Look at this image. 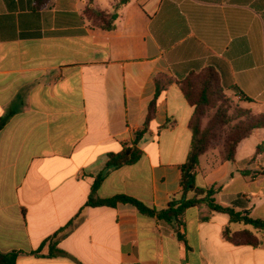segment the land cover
Masks as SVG:
<instances>
[{"label":"crops","instance_id":"1","mask_svg":"<svg viewBox=\"0 0 264 264\" xmlns=\"http://www.w3.org/2000/svg\"><path fill=\"white\" fill-rule=\"evenodd\" d=\"M88 8L117 14L114 29ZM208 67L264 114V0H0V255L16 252L15 264H264V235L206 206L178 225L131 204H87L108 155L133 145L142 158L110 171L95 196L157 210L180 197L194 107L175 82L156 99V80ZM196 184L221 187L218 204L264 219V128L238 145L234 163L206 151ZM226 227L261 243L234 245Z\"/></svg>","mask_w":264,"mask_h":264},{"label":"trees","instance_id":"2","mask_svg":"<svg viewBox=\"0 0 264 264\" xmlns=\"http://www.w3.org/2000/svg\"><path fill=\"white\" fill-rule=\"evenodd\" d=\"M123 3V2H122ZM88 16L101 24L102 28L107 30L114 29V22L117 19V14H106L104 12L95 11L90 8L87 9ZM177 83L181 88L186 100L191 106L194 107V113L191 118L190 128L192 129V144L188 154L187 162L182 166V192L180 197H173L168 204V207L163 210H157L151 208L139 201L136 198L118 194L116 196L100 199L95 196V192L102 185L106 179L108 173L113 170L123 168L125 166H131L136 164L143 155V152L136 146L124 147L119 153H110L108 155V161L102 172L95 178L92 194L88 201V206L93 207H110L114 208L117 204H131L135 206L140 213L156 218L159 221H163L169 224L177 223L178 219L184 215L186 210L198 207L206 206L210 212L224 213L230 216L231 223H241L251 226L257 232L264 235V219L253 218L250 216V211H237L235 206H223L218 204L215 200V195L221 190V187L212 185L210 187H198L196 184V170L200 165L201 156L208 151L211 146V141L215 138L214 132L218 129V126L222 124L223 120H220L219 109L210 119L208 125L203 127V118L206 115L207 109L211 106L218 90L226 89L235 91L236 95H239L236 91V87L228 85L225 80L220 77L218 71L213 67H208L203 71H193L185 78L178 81L173 79H158L156 80L157 94L156 99L162 90L172 84ZM240 97L248 102L252 103V99ZM155 113V100L150 106V113L148 120H151ZM225 124V123H224ZM3 123L0 124V129ZM245 129L239 133L234 131L224 137L223 139V157L225 160L234 163L235 154L238 145L246 138L250 137L256 129L264 128V115L259 117H249L244 124ZM140 135H138V139ZM190 193H194L192 197H189ZM205 217L203 219H208ZM73 226V221L66 226V228L60 233L55 235V239L58 240L60 235L64 232H68ZM224 238L234 245H253L258 246L261 241L254 234L253 231L243 230L239 232H233L230 227H226L223 232ZM54 244H57L55 242ZM56 245L52 247L55 249ZM17 253L13 252L10 256L0 255V259L5 264H15Z\"/></svg>","mask_w":264,"mask_h":264},{"label":"rangeland","instance_id":"3","mask_svg":"<svg viewBox=\"0 0 264 264\" xmlns=\"http://www.w3.org/2000/svg\"><path fill=\"white\" fill-rule=\"evenodd\" d=\"M218 109L220 120H223V122L215 130V138L211 141L210 147L219 149L222 155L224 137L234 131H238L239 133L243 132L245 129L244 124L249 117L264 115L254 112L252 106L244 101L240 95H236L235 92L222 88V90H218L213 103L206 111V115L203 118V127L208 125V122L213 118V115Z\"/></svg>","mask_w":264,"mask_h":264}]
</instances>
